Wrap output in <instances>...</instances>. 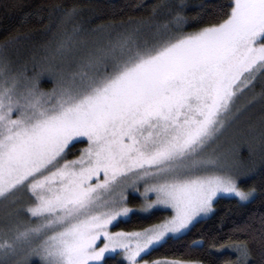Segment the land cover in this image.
<instances>
[{
  "label": "snow or ice",
  "instance_id": "1",
  "mask_svg": "<svg viewBox=\"0 0 264 264\" xmlns=\"http://www.w3.org/2000/svg\"><path fill=\"white\" fill-rule=\"evenodd\" d=\"M168 12L163 25L154 6L152 18L109 32L75 67L66 62L83 25L31 68L7 54L16 37L0 46V264H198L145 257L213 215L219 199H255L239 183L254 171L244 170L251 145L229 129L255 100L237 107L239 98L264 76V0H227L191 17L180 0ZM78 14L63 10L66 20ZM130 191L141 211L169 215L113 231L136 211ZM218 250L235 254L226 264H249L244 243Z\"/></svg>",
  "mask_w": 264,
  "mask_h": 264
},
{
  "label": "trees",
  "instance_id": "2",
  "mask_svg": "<svg viewBox=\"0 0 264 264\" xmlns=\"http://www.w3.org/2000/svg\"><path fill=\"white\" fill-rule=\"evenodd\" d=\"M178 2L180 0H0V46L6 39L16 37L9 44L7 54L16 67L28 64L31 68L33 57L58 55L55 52L57 42L63 39L65 33L71 32L75 25H83L85 31L73 49V55L66 62L75 67L78 57L85 55L93 43L105 42L109 32L115 34L135 26L136 21L152 18L151 9L154 6L157 7L154 22L163 25L170 19L168 8ZM182 2L186 14L191 17L211 11L214 6L227 3V0ZM57 5L59 9H56ZM73 7L79 9V14L66 20L63 10ZM50 23L51 30H48ZM108 25L111 28L92 31ZM85 41L87 46L83 45ZM42 87H52L47 77L43 78ZM242 97L238 100L239 107L255 97L234 121L239 126V138L252 148L251 155L244 153V170L251 168L254 171L251 175L241 176L239 183L245 189L254 187L255 199L247 203L231 197L219 199L213 215L197 223L181 238L168 240L146 259L176 258L201 264H226L229 260H235V254L228 250H218L219 246L230 248L233 244L244 243L250 252L249 264H264V148L260 141L261 120L264 118V76L257 75L248 100ZM83 145L77 144L73 152H79ZM166 215L168 212L162 209L146 215L133 214L117 228L141 229L164 219ZM200 238L217 242V248H213L209 242L202 248L191 247L192 242ZM119 260L115 257L109 264H119Z\"/></svg>",
  "mask_w": 264,
  "mask_h": 264
},
{
  "label": "rangeland",
  "instance_id": "3",
  "mask_svg": "<svg viewBox=\"0 0 264 264\" xmlns=\"http://www.w3.org/2000/svg\"><path fill=\"white\" fill-rule=\"evenodd\" d=\"M80 58V56L78 57V59ZM77 59V60H78ZM252 88V87H251ZM251 88L250 89H245V91H244V93H243V95L242 96H244V97H242V99L243 98H247V100L250 98V94H251ZM240 101V100H239ZM237 107H239V104L237 103ZM229 132L230 133H232V134H235V135H237L238 136V138H239V126H238V124H236V123H232V125H231V128L229 129ZM85 145H83L81 148H83ZM209 151H211V149H209ZM76 155H78L79 154V152H77V153H75ZM71 158H73V156H70L69 157V159H71ZM225 197H227V196H225ZM136 201V203H133V201ZM238 200V199H237ZM128 207H130V208H132V209H135L136 211L134 212V213H132L131 215H133V214H140V215H146V214H149V213H146V212H144V211H141V199L139 198V196H138V194L137 193H135V192H129V194H128ZM155 210H160V209H153L151 212H153V211H155ZM163 210V209H162ZM3 211H4V208H3V205L2 204H0V214H2L3 213ZM150 212V213H151ZM130 215V216H131ZM168 215H169V212H168ZM168 215H166V217L168 216ZM126 219H128V218H126ZM163 220V219H162ZM161 221V220H160ZM159 222V221H158ZM158 222H155V223H158ZM154 224V223H153ZM151 225V224H150ZM113 231H135V230H124V229H121V228H117V227H115V228H113L112 229ZM137 230H139V229H137ZM119 259H120V257H118ZM146 259V258H145ZM148 260V259H147ZM154 260H156V259H154ZM149 261H152V260H149ZM186 261V260H185ZM197 262V261H196ZM198 264H201V263H199L198 262Z\"/></svg>",
  "mask_w": 264,
  "mask_h": 264
}]
</instances>
